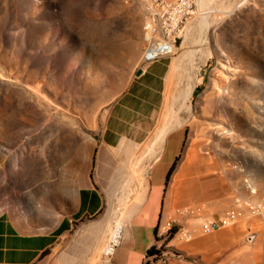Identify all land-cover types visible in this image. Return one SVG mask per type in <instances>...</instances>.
Masks as SVG:
<instances>
[{"label":"rangeland","instance_id":"1","mask_svg":"<svg viewBox=\"0 0 264 264\" xmlns=\"http://www.w3.org/2000/svg\"><path fill=\"white\" fill-rule=\"evenodd\" d=\"M148 1L0 0V213L58 214L63 197L92 176L108 109L140 64ZM200 1L182 36L202 43L198 76L183 80L198 85L189 102L190 85L167 98L149 151L170 127L164 137L180 135L178 159L195 152L202 171L234 189L230 207L239 199L263 203L264 0ZM143 161L113 176L103 209L75 221L35 264H106L117 240L108 238L113 230L105 235L106 219L127 223ZM221 230L259 234L264 264L256 218Z\"/></svg>","mask_w":264,"mask_h":264},{"label":"crops","instance_id":"2","mask_svg":"<svg viewBox=\"0 0 264 264\" xmlns=\"http://www.w3.org/2000/svg\"><path fill=\"white\" fill-rule=\"evenodd\" d=\"M201 46L198 40L183 38L174 55L161 57L143 69L137 66L108 109L96 142L92 176L74 189L68 201L63 197L58 214L31 215L17 209L0 213V264H35L75 221L103 209L102 192L107 184L113 176L131 173L125 165L137 159L144 160L140 196L127 207L128 221L106 264H260L259 234L221 229L204 234L200 216L178 212L179 208L202 207L204 214L219 217L235 203L234 189L215 181L212 171H202L199 166L205 160L200 163L195 152H188L182 161L178 159V134L170 135L158 150L149 151L167 98L172 94L170 98L175 99L191 84L193 92L198 85L194 81L185 85L183 80L198 76L196 64L203 60L198 49ZM249 217L262 223L258 217ZM168 221L189 227L194 233L192 239L166 237L163 233ZM161 244L180 255L166 261L156 259L150 251Z\"/></svg>","mask_w":264,"mask_h":264},{"label":"built area","instance_id":"3","mask_svg":"<svg viewBox=\"0 0 264 264\" xmlns=\"http://www.w3.org/2000/svg\"><path fill=\"white\" fill-rule=\"evenodd\" d=\"M146 1V0H130ZM198 0H149L147 9L150 20L145 26V42L140 60V68H145L151 62L161 57L172 56L176 53L189 20L195 15ZM237 206L228 208L221 216L215 217L204 214L202 207L179 208L180 214L200 216V228L204 234L226 228L246 215L258 217L264 226V202L256 203L252 200L239 199ZM166 237L177 236L181 240H191L193 231L183 225H176L168 221L163 233ZM115 243L111 245L110 252ZM153 256L161 261H166L170 256H179L176 250H171L165 244L155 246ZM108 253V254H109Z\"/></svg>","mask_w":264,"mask_h":264},{"label":"bare ground","instance_id":"4","mask_svg":"<svg viewBox=\"0 0 264 264\" xmlns=\"http://www.w3.org/2000/svg\"><path fill=\"white\" fill-rule=\"evenodd\" d=\"M199 1V0H198ZM203 5H205V1L204 0H202V1H200V6H203ZM204 7V6H203ZM207 24V23H206ZM193 58V57H192ZM192 84L189 86V89L186 91L187 93L185 94V102H189L190 101V96H191V93H192ZM189 106V105H188ZM170 126V125H169ZM171 131V129H170V127H167V128H165L163 131H161L160 132V135H159V137L157 138V140L156 141H158V140H160L161 141V143H162V145L164 144V142H165V137L164 136H166V134L167 133H169ZM148 171V170H147ZM113 209V208H112ZM118 210H119V208H118ZM109 214H110V212H109ZM112 216V215H111ZM110 216V217H111ZM119 218V217H118ZM119 221L120 220H118L117 222H115V224L112 226V224H111V221L108 219V217H107V219H106V230H105V235L106 234H108V231H110V230H113L112 231V233H111V236L110 237H108V238H113V237H116L117 239L120 237V235H121V233H122V231H123V229H124V226H121L120 224H119ZM108 238L106 239V241L108 240ZM104 240V239H103ZM109 241V240H108Z\"/></svg>","mask_w":264,"mask_h":264},{"label":"trees","instance_id":"5","mask_svg":"<svg viewBox=\"0 0 264 264\" xmlns=\"http://www.w3.org/2000/svg\"><path fill=\"white\" fill-rule=\"evenodd\" d=\"M155 252H156V250L153 249V248H152L151 251H150L151 254H154Z\"/></svg>","mask_w":264,"mask_h":264},{"label":"water","instance_id":"6","mask_svg":"<svg viewBox=\"0 0 264 264\" xmlns=\"http://www.w3.org/2000/svg\"><path fill=\"white\" fill-rule=\"evenodd\" d=\"M141 73V70H139L138 72H137V74H140Z\"/></svg>","mask_w":264,"mask_h":264}]
</instances>
